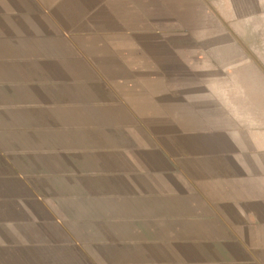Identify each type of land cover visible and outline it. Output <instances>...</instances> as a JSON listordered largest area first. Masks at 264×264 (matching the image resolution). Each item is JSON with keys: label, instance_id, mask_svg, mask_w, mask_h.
I'll use <instances>...</instances> for the list:
<instances>
[{"label": "crops", "instance_id": "crops-1", "mask_svg": "<svg viewBox=\"0 0 264 264\" xmlns=\"http://www.w3.org/2000/svg\"><path fill=\"white\" fill-rule=\"evenodd\" d=\"M0 264H264V0H0Z\"/></svg>", "mask_w": 264, "mask_h": 264}, {"label": "rangeland", "instance_id": "rangeland-1", "mask_svg": "<svg viewBox=\"0 0 264 264\" xmlns=\"http://www.w3.org/2000/svg\"><path fill=\"white\" fill-rule=\"evenodd\" d=\"M216 16H217V15H214V21H215L214 23H215V24H216V23L219 24V23H220V22H219V19H218V21L216 22ZM209 32H210V31H209Z\"/></svg>", "mask_w": 264, "mask_h": 264}]
</instances>
